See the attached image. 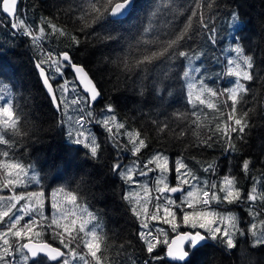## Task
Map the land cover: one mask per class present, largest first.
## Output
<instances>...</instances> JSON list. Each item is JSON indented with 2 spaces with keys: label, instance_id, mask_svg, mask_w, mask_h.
I'll return each mask as SVG.
<instances>
[{
  "label": "trees",
  "instance_id": "16d2710c",
  "mask_svg": "<svg viewBox=\"0 0 264 264\" xmlns=\"http://www.w3.org/2000/svg\"><path fill=\"white\" fill-rule=\"evenodd\" d=\"M81 2L83 0H22L17 14L33 27L39 23L41 17H50L53 23L63 28L68 36H50L43 42L44 47L49 50L55 48L69 51L73 62L85 67L101 92V98L93 106L94 112L99 114L106 105L111 104L115 108L117 118L125 122L129 131L139 129L142 137H148L146 142L149 147L142 150L138 158L133 157L129 151L121 153L123 164L127 165L139 159L143 167L144 162L156 152H163L168 156L169 166L173 169L169 173V183L172 185L176 183L174 167L177 159H182L201 180H208L210 183L218 182L226 174L239 175L237 181L243 190V197L247 196L253 178L264 183V0H202L205 21L209 24V29L215 27L216 43L212 44L208 39L211 33L200 27L198 17L193 18V31L190 32L194 40L188 41V45L203 53L194 63L196 66L202 65L201 75L206 73L211 76L205 83L217 89L233 84V77L221 75L226 71L227 59L232 56L228 51L229 45L239 42L245 49V55L253 57L252 72L254 76L257 73L260 75L251 82L242 81L250 91L237 105L240 113L249 109L253 111L249 113V126L245 129L243 139L239 138L241 134L238 132L230 133L235 145L234 150H226L225 138L215 131L216 124L232 125V122L227 120L231 102L229 101L227 106L222 103L226 97L213 98L221 113L198 106L201 123L199 127L192 123L193 108L188 102L185 81L179 78V73L187 64L186 60L179 58L171 63L163 59L154 60L143 66L146 67V72L135 67L128 71L123 67L121 60L125 57L129 63L134 64L143 54L156 50L153 44L137 45L131 40V36L136 34L137 25L147 24V15L157 0H135L134 12L112 31V40L104 39L111 30L110 27H104L101 23L84 27L83 22L78 19L79 13L74 15L69 12V5ZM196 3L197 0H175L176 7L181 11L158 16L154 21L153 32L144 34L145 39H167L170 32L182 28L190 12L195 10L193 6ZM209 3L211 8L207 7ZM233 14H238V26L230 20ZM11 22V18L0 11V76L11 82L16 100L23 110L20 121L23 134L17 136L8 133L6 138L12 141V146L0 145V151L6 150L11 160L24 166L32 164L36 168L40 184L32 187H39L44 191L45 214L50 215L52 211V192L61 187L76 192L83 205L87 204L92 211L98 213L108 244V250L105 252L101 247V253L98 255L110 256L109 261L113 264H144L146 260H150L143 242L138 237V232L142 230L154 231L165 227L169 241L180 231L203 232L202 229H192L183 223L178 231H173L163 220L149 219L144 221L148 224V229L141 228V220L130 211L132 205L123 199L128 185L109 169V164L117 153L107 133L99 125H87L102 145L103 155L100 160H92L87 155V149L69 140L66 126L59 123L61 115L43 88L34 64L35 53L30 40L15 32ZM81 28L84 30L80 31ZM72 35L78 36L79 45L71 42ZM181 43L182 48L188 46L184 42ZM130 44L132 47H129ZM66 76L69 79L74 78L71 69L66 71ZM141 88L143 94L140 92ZM177 112L184 113L188 118L177 119L174 115ZM153 120L167 122L169 128L160 133L152 125ZM181 132L183 135H180ZM210 136L212 139L208 141ZM121 140L126 141V138ZM204 141H208L211 146L203 144ZM245 159L252 161L248 174L242 171ZM213 162L216 166L215 174L204 172V168ZM144 178L148 176L138 177L141 181ZM149 179L152 187L155 181H152L151 174ZM19 190L21 189L16 187V192ZM9 194L7 188L0 191V195ZM151 195L155 196L154 190ZM173 198L179 203L181 194H173ZM160 201V205L164 206V197ZM247 205L249 207L250 203ZM213 207L222 210L233 207L228 213H233L239 218L245 234H236L237 247L231 250L216 241H208L211 247L206 251L210 255L199 257L193 264H264V245L253 247V237L248 232V226L253 222L249 210H242L237 203L213 202L211 208ZM253 208L260 213L256 218L259 227V221L264 220V203L257 201ZM174 210L178 212L181 221L180 209ZM27 219L28 217L25 218ZM160 239H164L163 234H160ZM33 240L47 241L62 248L59 238H54L51 230H44L38 238L33 236ZM121 244L124 245L123 249L119 247ZM166 248V245L160 243L156 252L163 256ZM77 251H85L82 243ZM17 258H20L19 255ZM44 264L49 262L45 260ZM158 264L168 262L160 261Z\"/></svg>",
  "mask_w": 264,
  "mask_h": 264
},
{
  "label": "snow or ice",
  "instance_id": "6c2138e0",
  "mask_svg": "<svg viewBox=\"0 0 264 264\" xmlns=\"http://www.w3.org/2000/svg\"><path fill=\"white\" fill-rule=\"evenodd\" d=\"M18 4L19 0H0V11L11 18V27L15 32L29 38L35 53L34 64L42 84L54 108L61 115L59 123L66 126L69 140L87 149V155L92 160L102 159L103 149L96 135L87 125L94 123L104 129L117 153L109 164L110 171L126 184L136 186L134 190L127 192L123 199L132 205L130 211L141 220V228L148 229V224L144 221L149 218L148 206L155 199L151 220L163 218V222L176 231L180 225L175 222L177 213L173 209H180L183 224L192 229L204 230L203 232L197 230L178 233L171 242L163 229L138 232V237L145 246L144 250L150 257V260H146L144 264H151V262L158 264L160 261H167L168 264H193L199 257L210 255L206 251L211 247L208 241H216L228 250L236 248V234L239 233L241 236L245 234L240 226L239 218L233 213L216 212L211 209V204L213 202L233 204L241 202L242 198L246 199L250 205H255L257 201L264 203V190H262L264 185H261V181L253 178V184L247 196L243 197V190L237 187V179L234 175L226 174L218 182L210 183L208 180H201L182 159L175 161L176 183L170 184L168 174L173 169L169 166L168 156L163 152H156L144 162L143 167L139 159L127 165L123 164L121 153L129 151L133 157L138 158L142 150L149 147L146 142L148 137H142L139 129L129 131L125 122L117 118L115 108L111 104L106 105L99 114L94 112L93 104L101 92L89 73L82 65L73 62L69 51L55 48L49 50L44 47L43 42L50 36L65 37L68 33L53 23L50 17H41L39 23L33 27L17 14ZM135 7V0H83L79 4L69 5V12L74 15L78 12V19L83 22L84 27H91L98 23L104 27H110L111 30L107 32L104 39L112 40L114 39L112 31H115L117 25L122 24L132 15ZM193 7L195 10L190 12L182 28L170 32L167 39H145L144 34L153 32L154 21L158 16L181 11L176 7L175 0H157L147 15V24L137 25L136 34L131 36V40H134L137 45L153 44L156 50L143 54L135 60L134 64L129 63L126 57L121 60V63L128 71L135 67L146 72L147 69L143 66L154 60L163 59L169 63L179 58L186 60L187 64L179 73V78L185 81L188 102L193 108L192 123L197 127L201 123L198 106L221 113V109L213 102V98L226 97L222 103L227 106L229 101L231 102L227 120L232 122V125L216 124L215 131L225 138L226 150H234L235 145L232 143L230 133L238 132L241 134L239 138L243 139L245 129L249 126V113L253 111L249 109L237 115V105L250 91L242 81L251 82L258 79L260 74L257 73L254 76L253 57L245 55L244 47L236 42L228 49L235 55L227 59L226 71L221 74L235 78L232 86L217 89L205 83V80L211 79V76L206 73L201 75L202 65L196 66L194 63L203 53L193 49L188 45V41L194 40V36L190 35L193 31V18L198 17L200 27L211 33L208 39L212 44L216 43L215 27L209 29V24L205 21L202 0H197ZM207 7L211 8V3ZM231 19L233 22L238 21V14H233ZM83 30V28L80 29V31ZM70 40L75 45L80 43L76 35L70 36ZM181 42L188 46L182 48ZM129 47L132 45L130 44ZM68 69L72 70L73 79L67 78ZM170 70L169 68L168 71ZM164 75L166 76L167 72ZM140 92L143 94V88ZM22 115L23 110L16 100L11 82L0 76V145L12 146V141L6 138L7 133L17 136L23 134L20 128ZM174 115L177 119L188 118L180 112ZM151 123L160 133L169 128L167 122L153 120ZM121 130H124L123 133ZM180 135H183V132ZM121 136L126 137V143H121ZM211 139L210 136L208 141ZM208 141H204L203 144L211 146ZM251 163L252 161L248 159L243 161L242 171L245 174H248ZM29 171L30 166L26 168L23 164L11 160L8 151H0V191L7 188L10 192L7 196L0 195V226H2L0 227V264H44L45 260L49 264H113L103 254L98 255L101 253L102 245L105 252L108 250L107 236L103 232L99 218L78 202L80 197L76 192L63 187L52 192L50 215H46L44 211L46 197L43 190L16 192L17 186L26 188L31 183L40 184L39 175L34 171L29 175ZM215 171L214 162L204 168L206 173L215 174ZM153 172L158 175L152 187L137 179V177H147ZM153 190L156 193L154 197L151 195ZM176 193L181 194L179 203L173 198V194ZM161 197L165 200L163 207L159 203ZM197 205L200 206L199 210ZM161 211L162 217L159 215ZM249 214L253 217V222L248 226V232L253 237L252 246L264 245V220L259 221L258 227L256 218L260 213L250 207ZM26 217H28L27 220H25ZM44 230H51L53 237L59 238L62 248L53 247L48 243H34L33 236L40 237ZM160 234H163V240L160 239ZM74 243L75 246H73ZM81 243L85 249L83 252L77 251ZM160 243L167 246L163 256L156 252L157 245ZM119 247L123 249L124 245L121 244ZM17 255L20 257L19 262L16 259Z\"/></svg>",
  "mask_w": 264,
  "mask_h": 264
},
{
  "label": "rangeland",
  "instance_id": "374dc122",
  "mask_svg": "<svg viewBox=\"0 0 264 264\" xmlns=\"http://www.w3.org/2000/svg\"><path fill=\"white\" fill-rule=\"evenodd\" d=\"M231 21H232V19H230ZM239 23H240V21L238 20V21H236V24H237V26L239 25ZM232 34H233V32H232ZM234 44L235 43H233V44H231V45H229V48H231V47H233L234 46ZM228 48V49H229ZM229 53L232 55V56H234L235 54L234 53H232V52H230L229 51ZM234 77L232 78V82L234 81ZM240 113V111L237 109V115ZM127 128V127H126ZM129 129V128H128ZM123 131L124 130H121V133H123ZM8 134V133H7ZM7 134H6V136H7ZM121 138L122 139H125L126 137H123V136H121ZM121 142L122 143H125L126 141H122L121 140ZM30 166V171H29V175H31L32 174V172L34 171L35 173H37L38 174V172H37V170H36V168L32 165V164H28V165H25V167L26 168H28ZM39 175V174H38ZM151 175H152V181L154 182L155 181V179H156V177H157V173L155 172V173H151ZM235 177H236V179L238 180V178H239V175H234ZM148 178H149V176H148ZM148 178H144L143 180H142V182H146V183H150L151 184V182H149L150 181V179L148 180ZM137 179H138V177H137ZM170 179H171V177H170V175L168 174V181L170 182ZM150 184H149V186H150ZM128 185V187H127V192H129V191H132V190H134L135 188H136V186L135 185H129V184H127ZM152 185V184H151ZM261 185H264V183L263 182H261ZM32 186H38L37 184H35V183H31V184H29L28 185V187H23V186H17V189L18 188H20L21 190H19V191H17V193H20V192H30V191H33V190H41L39 187H32ZM237 187H239L240 188V183L237 181ZM155 195H156V193H155ZM57 198L59 199L60 198V194L58 193L57 194ZM161 199H162V197H161ZM22 202V201H21ZM79 203H82L80 200L78 201ZM161 201H159V203H160ZM23 203V202H22ZM155 203H156V201H155V199H153L152 200V203L151 204H149V206H148V208H149V220H151V218H150V216H151V214H152V212H153V206L155 205ZM237 204H238V206L242 209V210H245V211H247V210H249V208L250 207H252L253 208V205H249V207H248V202L246 201V200H244L243 198H242V201L241 202H236ZM84 206H86L87 207V209H88V211H90V212H92V213H94L98 218H99V215H98V213L96 212V211H92L89 207H88V205L87 204H85ZM161 207H163V206H161ZM199 208H200V206L199 207H197V210H199ZM212 210H214V211H216V212H221V213H223V214H227L230 210H233L234 208L233 207H231L230 209H228V210H222V209H220V208H218V207H213V208H211ZM254 210H256V208H253ZM174 210V209H173ZM188 211H192V209H187ZM174 211H176V210H174ZM176 213H177V216H176V220H175V222L176 223H178L180 226L176 229V231H178L179 230V228H181L182 227V222L180 221V219H179V215H178V212L176 211ZM159 215H161V217L163 216V213H162V211H161V213L159 214ZM160 220H163V218H161ZM157 221V220H156ZM185 225V224H184ZM185 226H187V227H190V226H188V225H185ZM191 228V227H190ZM161 229H163L165 232H167V238H168V231H167V229L165 228V227H161ZM102 248H104V246L102 245L101 246ZM106 257H107V260L109 261V259H111V257L110 256H108V255H106ZM19 260H20V258H17V262H19Z\"/></svg>",
  "mask_w": 264,
  "mask_h": 264
},
{
  "label": "water",
  "instance_id": "95a60500",
  "mask_svg": "<svg viewBox=\"0 0 264 264\" xmlns=\"http://www.w3.org/2000/svg\"><path fill=\"white\" fill-rule=\"evenodd\" d=\"M21 2H22V0H19V4H18V6H17V13H18V11H19V7H20V4H21ZM3 15H6V16H8L6 13H3ZM77 64V63H76ZM79 65H81V64H79ZM83 66V65H82ZM84 67V66H83ZM85 68V67H84ZM86 70V69H85ZM87 71V70H86ZM88 72V71H87ZM39 73V72H38ZM39 75V74H38ZM90 75V74H89ZM40 76V75H39ZM41 78V77H40ZM93 79V78H92ZM42 81V80H41ZM94 81V80H93ZM94 83H95V81H94ZM96 84V83H95ZM44 88V87H43ZM98 88V87H97ZM99 89V88H98ZM101 98V95L97 98V100L94 102V104H93V106L95 105V103L99 100ZM190 230H187V231H180V232H178V233H184V232H189ZM177 233V234H178ZM177 234H175L174 236H172V238L170 239V241L169 242H171V240H173V239H175L176 237H177ZM33 242L34 243H48V244H51V243H49V242H47V241H36V240H33ZM53 247H59V246H56V245H54V244H51ZM185 247L187 248V245H185Z\"/></svg>",
  "mask_w": 264,
  "mask_h": 264
},
{
  "label": "flooded vegetation",
  "instance_id": "af4514ba",
  "mask_svg": "<svg viewBox=\"0 0 264 264\" xmlns=\"http://www.w3.org/2000/svg\"><path fill=\"white\" fill-rule=\"evenodd\" d=\"M236 239V238H235ZM242 239H250V238H242Z\"/></svg>",
  "mask_w": 264,
  "mask_h": 264
}]
</instances>
